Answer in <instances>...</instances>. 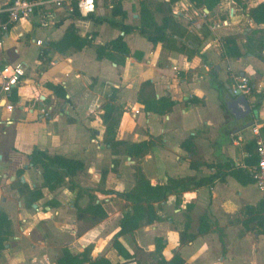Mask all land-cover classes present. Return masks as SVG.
<instances>
[{"label": "crops", "instance_id": "0c3cea01", "mask_svg": "<svg viewBox=\"0 0 264 264\" xmlns=\"http://www.w3.org/2000/svg\"><path fill=\"white\" fill-rule=\"evenodd\" d=\"M34 1L42 5L29 20L9 28L0 51V64L24 68L10 95L0 94V210L13 231L0 252V264H56L64 250L90 260L124 262L112 243L130 207L117 194L134 188L136 169L153 186L168 178L216 180L211 187L184 193L178 206L170 196L158 211L164 221L120 236L127 252L138 249L148 254L155 238H162L166 260L178 250L184 264H264V191L254 183L258 155L249 131L258 126L264 138V99L258 109L253 107L255 95L264 92V61L245 47L248 38H264V25L257 26L248 17V10L264 0H221L211 12L188 0L175 3L174 17L200 41L191 59L114 26H138L141 3L168 0H95L96 10L87 17L73 14V4L55 7L48 0ZM10 2L0 0V10ZM221 18L229 25L211 31L209 26ZM259 31L263 33L257 35ZM119 36L129 56L97 59L96 47ZM227 36H238L239 56L227 55L223 41ZM236 76L246 77L252 89L247 97L253 113L241 120L221 110L216 90L219 81L227 101ZM146 81L152 83L157 98L175 102L169 115L147 113L137 102ZM51 86L61 88L65 97H57ZM112 90H117L113 96L123 110L116 139L138 144L152 138L154 143L138 161L123 152L113 155L103 142L102 106ZM6 105L13 109L8 111ZM41 109L50 117L44 118ZM238 136L243 140L237 142ZM186 140L195 146L193 155L181 148ZM35 149L81 161L84 171L76 179L89 194L78 198L79 188L61 187L55 192L42 188V197L29 206L28 192L42 186L41 172L30 161ZM89 195L105 214L93 225L76 218L75 207H86ZM187 205L191 210L186 211ZM175 218L187 224L186 232L193 237L180 248L183 225L176 231Z\"/></svg>", "mask_w": 264, "mask_h": 264}, {"label": "trees", "instance_id": "16d2710c", "mask_svg": "<svg viewBox=\"0 0 264 264\" xmlns=\"http://www.w3.org/2000/svg\"><path fill=\"white\" fill-rule=\"evenodd\" d=\"M13 0H11L12 2ZM180 0H168L164 2H148L141 3L139 11V24L138 26H128L123 24H114L121 32L125 34L138 33L144 36L154 46L161 43L163 48L168 51L176 52L186 55L191 59L197 53V47L200 41L189 34V32L182 26L178 19H176L171 11L172 6ZM195 8H206L209 12L221 3V0H188ZM10 2V3H11ZM118 8H114V11ZM73 14H78L76 4H73ZM159 17L160 22H157ZM249 19L257 26L264 25V2L256 7L248 10ZM4 18V16H2ZM226 18L217 19L221 22ZM95 23H102V19H95ZM203 26V25H202ZM259 31L257 35L262 34ZM208 32L202 33V37H206ZM236 40L238 36H227L223 39L228 56H239ZM246 51L255 57L264 61L262 52L264 51V38L262 36L255 38H248L245 44ZM130 52L127 48L123 37L119 36L116 39L96 47L97 59L107 58L115 60L113 55H117L124 59L129 56ZM216 90L220 100V108L224 113L226 109V97L224 99V86L221 82H216ZM55 95L60 98L65 97V92L59 87H52ZM250 95L252 89L249 86ZM117 90H112V94L108 102H106L102 109V122L105 127L103 142L110 148L113 155H118L123 152L136 161L144 158L154 146L152 138L149 141L141 142L138 144L119 141L116 139V130L119 126L123 110L120 105L116 104V97L113 94ZM249 96V95H248ZM257 100L253 104L254 109L261 106L264 99V92L255 95ZM14 97H12V101ZM136 100L144 107V111L152 113L157 116L169 115L175 102L170 97L157 98L151 82H143L137 93ZM181 148L187 151L190 155L195 153V146L191 140H186L181 144ZM30 161L34 167L38 168L41 172L42 186L39 189L28 192V200L26 202L29 206L36 200L42 197V188L47 189L49 192H55L61 187H67L74 191L79 188V180L76 177L84 171V164L72 158L62 156H49L46 152L39 149L33 150L30 155ZM135 186L132 190L126 193L117 194L124 199L130 211L123 214L119 221V230L113 236V248L117 251L119 256L124 260L122 263L135 262L136 264H145L136 259L134 254L127 252L118 241L122 235H133L136 230L141 227L152 225L156 222H162L165 218L158 215V211L162 205L168 201L170 196L175 198V204H180L181 196L191 190L201 188L203 186L211 187L216 180L215 177L198 179L195 176L168 178L163 184L151 185L150 182L144 177L139 169H136L134 175ZM26 192H22V194ZM83 194H89L88 189L79 188L78 198ZM90 202L84 207L76 206V218L78 221L89 220L91 224L100 222L105 216L102 207L93 202V196L89 195ZM192 205L186 206V211L191 210ZM249 210H253L249 208ZM264 226V225H263ZM187 224L183 225L182 230L178 233V248L186 245L193 240V237L188 235ZM13 235L12 225L7 215L0 210V252L4 250L5 245L8 244L9 238ZM163 239L155 238L154 250L148 253L151 261L148 264H184V259L180 257L178 250L173 252L172 258L166 260L163 256ZM141 251V250H140ZM56 264H111L105 258H97L95 260L88 259L85 255L80 254L72 256L67 250H64Z\"/></svg>", "mask_w": 264, "mask_h": 264}, {"label": "built area", "instance_id": "2783aa9c", "mask_svg": "<svg viewBox=\"0 0 264 264\" xmlns=\"http://www.w3.org/2000/svg\"><path fill=\"white\" fill-rule=\"evenodd\" d=\"M48 3L55 7L76 4L78 13L83 17L93 14L96 10L95 0H48ZM41 5L42 2L40 1L13 0L6 8L0 10V51L2 50L4 43L3 38L9 28L20 20H29L34 13V10ZM2 16H4V18H2ZM228 25L229 22L227 21L213 23L209 26V29L211 31H216ZM37 44L41 45L42 42L39 41ZM23 76L24 68L22 65L18 64L12 66L0 64V94L3 95L4 98H7ZM230 91L232 95H236L237 92H241V94L246 96L249 95L250 89L248 79L246 77L236 76ZM6 109L11 111L13 106L6 105ZM40 113L44 118L50 117L49 111L45 109H41ZM249 131L254 137V143L258 155V162L252 175L257 189L264 191V138L262 137L258 126L254 125L250 127ZM241 140H243L242 137L238 136L237 142Z\"/></svg>", "mask_w": 264, "mask_h": 264}, {"label": "water", "instance_id": "95a60500", "mask_svg": "<svg viewBox=\"0 0 264 264\" xmlns=\"http://www.w3.org/2000/svg\"><path fill=\"white\" fill-rule=\"evenodd\" d=\"M228 94L229 97L226 101V109L231 116L241 120L252 115L253 107L246 95L241 94V92H237L236 95H232L230 90Z\"/></svg>", "mask_w": 264, "mask_h": 264}, {"label": "rangeland", "instance_id": "374dc122", "mask_svg": "<svg viewBox=\"0 0 264 264\" xmlns=\"http://www.w3.org/2000/svg\"><path fill=\"white\" fill-rule=\"evenodd\" d=\"M174 225L176 226V227H174V229L176 231L180 230L182 228V225H183V220H181V218H178V219L175 218ZM134 255H135L136 259H138L139 261H141L142 263H145V264H148L151 260L148 257V254L143 250L140 251L138 249L137 250L135 249Z\"/></svg>", "mask_w": 264, "mask_h": 264}]
</instances>
